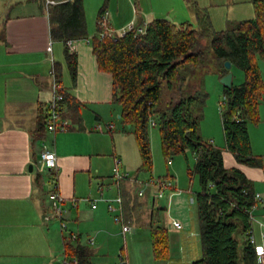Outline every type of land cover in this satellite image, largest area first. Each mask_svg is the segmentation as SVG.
Wrapping results in <instances>:
<instances>
[{"label":"crops","instance_id":"1","mask_svg":"<svg viewBox=\"0 0 264 264\" xmlns=\"http://www.w3.org/2000/svg\"><path fill=\"white\" fill-rule=\"evenodd\" d=\"M47 7L48 0H0V264H57L63 259L60 221L44 219L51 214L49 195L54 181L65 197L68 233H78L81 243L91 251L92 264H193L204 251L192 189L181 191L173 180L180 191L169 189L170 203L176 206L173 217L181 223L175 226L168 210L164 211L166 207L154 201L152 205L148 194L144 198L137 195L131 181L119 183L113 176L117 158L122 171H131L132 166L125 160L129 155L123 156L116 143L108 144L114 126L104 133L102 124L100 129L96 127L100 114L96 111L94 123L86 111L90 104L98 106L112 100V76L98 69L92 45L77 46V84L66 86L69 76L61 78L64 90L75 97L72 104L63 105L69 128L56 134L44 127L39 131L41 115L52 94L51 70L56 62L64 63L62 47L51 37ZM107 8L114 12L117 31L133 21H151L146 20L145 10L143 14L137 10L119 22V6L113 9L109 2ZM44 143L58 156L57 176L41 161ZM220 147L226 167L240 168L254 182L256 193L264 197V167L239 163L226 141ZM92 196L103 198L96 207L88 200ZM117 196L123 198L122 207L116 206L121 208L124 221H117L119 209L110 211L106 201ZM253 215L260 227L257 243L264 245V201L257 203ZM124 223L131 228L125 231ZM156 227L168 232L166 258L158 259L153 252L152 230ZM92 239L93 243L89 241ZM257 263L264 262L257 256Z\"/></svg>","mask_w":264,"mask_h":264},{"label":"trees","instance_id":"2","mask_svg":"<svg viewBox=\"0 0 264 264\" xmlns=\"http://www.w3.org/2000/svg\"><path fill=\"white\" fill-rule=\"evenodd\" d=\"M54 1L47 7L51 37L64 42L67 66L76 85L78 55L70 51L67 41L88 38L84 0ZM252 3L254 17L222 30L209 24L195 27L191 22L177 24L155 18L135 23L125 34L115 31L102 36L105 29L100 20L108 9L104 5L98 16L99 34L92 41L98 69L112 76V101L122 108L125 130L136 137L142 158L140 171L153 169L149 131L152 122L160 128L167 158L189 151L195 155L194 172L201 185L195 199L204 252L193 264L257 263L255 246L247 237V231L254 227L251 215L257 206L254 182L240 168L226 167L223 150L204 139L200 127L207 92L199 69L207 71L214 65L221 77L234 66L241 69L245 74L243 82L236 84L233 76L232 87L224 86L226 109L221 110V115L226 146L239 163L262 166L260 157L253 153L249 123L260 120L264 94V76L258 63V57L264 60V0ZM140 27L145 31L139 32ZM227 61L231 68L226 67ZM53 69L62 85V64L56 62ZM64 94L63 117L64 103L75 101L65 90ZM41 116L39 131L45 128L44 115ZM189 173L193 171L189 169ZM170 189L178 191L174 185ZM152 241L155 257L166 258L167 229L154 228ZM65 254L68 264H75L73 258H77V264H92L91 251L80 237L65 243Z\"/></svg>","mask_w":264,"mask_h":264},{"label":"rangeland","instance_id":"3","mask_svg":"<svg viewBox=\"0 0 264 264\" xmlns=\"http://www.w3.org/2000/svg\"><path fill=\"white\" fill-rule=\"evenodd\" d=\"M109 2L111 3L113 9H117L119 6V22L124 20L125 16L129 13L130 17H132L137 10H140L142 14L145 10L148 14L146 20L167 18L177 24L191 22L195 25V27H199L203 24H209L215 30H222L232 26L238 21L252 18L255 15L252 0H84V5L87 11L86 18L89 34L87 39L79 40L77 46L81 43H86L87 46L92 45L94 36L99 34L97 31L98 13L104 5H109ZM107 11L109 14L110 24L115 26L112 17L114 15V12H112L113 10L110 11L107 9ZM154 11L160 13H155L156 15H153ZM196 13L199 17H196ZM117 16L118 14H115L114 17L117 18ZM127 26H129V24ZM114 31H117L116 28H114ZM0 34H2L1 31ZM55 43H59L61 45L62 54L65 57L64 42L55 41ZM64 57V63H62L63 76H69L70 82L66 86L72 87L74 86V82L67 66L66 58ZM258 63L264 76V60L261 57H258ZM200 71L204 76V89L207 92L206 104L204 106V118L200 123L201 134L204 139L212 140L218 147L224 146L225 137L221 110L226 109V104H224L225 94L224 85L221 82L222 77H220V74L217 69H215L214 65H211L207 71L202 68L199 69V72ZM232 72L234 74L235 83H242L245 77L244 72L235 66L232 68ZM103 92L105 93V88H103ZM95 105L96 104L88 105L86 111L89 113L90 118H93L94 123L96 122V111L100 114L101 120H97L96 127H98L99 124H102L104 133H108L109 124L114 126L113 139L110 135L111 141L108 144L114 146L116 143L118 150L123 153V156L129 155V158L126 157L125 160L132 166V168L130 167L131 171L128 170L131 178H136L138 182H145L152 176L165 177L170 173L173 175L175 183L178 182V186L181 191H189V189H192L190 192L196 194L195 192L199 191V188L201 189L199 175L194 172L196 164L195 155L189 151L187 154H178L167 158L163 151L160 128L158 125L152 124L149 129L153 154V169L152 171H140L142 158L139 146L134 133L132 131L125 130V125L121 119V106L112 100L109 103L102 102L101 104L99 103L98 106ZM259 115L260 120L258 122L251 121L249 123V130L252 138L253 153L260 157L261 165L264 167V94L259 107ZM41 169L42 171H45V167L42 168L41 166ZM189 169L193 171L192 175L189 173ZM131 185L134 187L132 182ZM134 189L137 193V191L141 188L138 186ZM143 189L146 192V195L148 194V197L151 199L153 205L152 190L145 185ZM171 192L172 191L170 190H166L164 194L165 197L161 198L156 205L166 207L164 211L168 210L169 212L167 211V213L171 220H173L177 218L173 217V211L176 206H173V202L170 203L169 200ZM92 198L97 200L102 199L101 196H92ZM189 208L190 206L188 209ZM193 211L198 217L197 206H195V210ZM259 229L260 227L255 222L254 231L256 235L259 233ZM89 241L87 240V242Z\"/></svg>","mask_w":264,"mask_h":264},{"label":"built area","instance_id":"4","mask_svg":"<svg viewBox=\"0 0 264 264\" xmlns=\"http://www.w3.org/2000/svg\"><path fill=\"white\" fill-rule=\"evenodd\" d=\"M53 3H55L54 0H48V4H53ZM100 22L103 25V28L105 29V31L101 33L102 36L106 35L107 33L115 32L114 27L109 22L108 11H105L102 14ZM135 25L136 24L132 22L131 24H129V26L123 28L120 31V33L125 34L127 29H133ZM144 31H145L144 27L139 28V32H144ZM78 41L79 40H68L67 41V45L71 52H75L77 50ZM52 49H53V41L49 43L48 51L51 52ZM51 75L53 77L52 85H51L52 94L44 110L43 122H44L45 129L47 131L53 134H56L59 131L67 130L70 124H69V121L65 117L62 116V112H61V103L63 102L64 97H65L64 88L60 84L54 69L51 70ZM152 124L154 125V122H152ZM100 127L101 126L99 125L97 128L100 129ZM108 128L109 130L112 129L113 125L109 124ZM41 161L44 163L46 168L49 169V171H51L53 174H55V176H57V172L59 168L58 156L56 152L50 149L46 144L44 145L41 151ZM120 162H121L120 159L117 158L116 165L113 169L114 178L119 183L122 180H129L134 184L135 187L140 186L141 189L137 191V194L140 197H144L146 195V192L143 189L145 185L152 190L153 201L157 204L158 201H160V199L165 194L166 190H169L173 186V180L168 177L162 178V177L152 176L150 179H148L145 182H138L136 178H131L128 172L122 171V169L119 167ZM177 193H180V191L178 190ZM255 197H256L257 203L264 201V197L259 193H256ZM49 198L51 202L50 203L51 214H47L44 216L45 221H50L51 219H58L60 221V229H61L64 243H67L69 241H72V242L77 241L79 237L78 233H75V232L68 233V225H67L66 220L64 219L65 209L63 205L65 202V197L60 191L58 181H54L52 191L49 195ZM88 200H91L93 206L96 207L97 201H98L97 199H93L91 197V198H88ZM106 201L108 202V207L110 211H116V210L118 211L119 209V213L116 216L117 221H124L123 216L120 212L121 208H118L116 206V205H119L120 207H122L123 198L121 196H117L114 198L106 199ZM251 218L253 222L256 221V218L253 215V213L251 215ZM173 224L175 226L181 225V223L177 219L173 220ZM130 228H131L130 225L124 223L123 229L125 231ZM247 237L249 239V242L255 246V251H256L257 256L260 258V261L264 262V245L257 243V237L254 231V227L247 231ZM90 242L93 243V239L90 240ZM72 262L77 264L78 262L77 258H73ZM68 263H69V259L66 256V254H64L63 259L60 260L57 264H68Z\"/></svg>","mask_w":264,"mask_h":264},{"label":"water","instance_id":"5","mask_svg":"<svg viewBox=\"0 0 264 264\" xmlns=\"http://www.w3.org/2000/svg\"><path fill=\"white\" fill-rule=\"evenodd\" d=\"M226 67L227 68H231L232 64L230 61H227L226 63ZM233 72L230 71L229 73H227L226 75H224L222 78H221V82L224 86H227V87H232L233 85Z\"/></svg>","mask_w":264,"mask_h":264}]
</instances>
